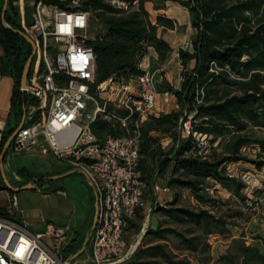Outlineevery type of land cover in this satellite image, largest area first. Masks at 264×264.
<instances>
[{
  "label": "trees",
  "instance_id": "obj_1",
  "mask_svg": "<svg viewBox=\"0 0 264 264\" xmlns=\"http://www.w3.org/2000/svg\"><path fill=\"white\" fill-rule=\"evenodd\" d=\"M167 1L142 0L138 9L128 12L113 8L104 0L83 3V9L94 10L95 18L106 29L96 39L89 40L96 55L98 83L109 79L129 81L143 74L140 63L150 47L156 50L160 62L168 59L173 48L158 35V29H177L179 25L166 13ZM173 1L189 9L192 24L198 32L189 48L179 49L183 64L180 87L165 90L175 96L179 109L150 115L139 126L142 178L154 190L159 178L169 176L168 186L188 189L201 202L205 200L201 193L208 178L216 179L231 188L233 194L242 196L244 183L227 176L226 169L229 163L240 164L242 161L251 162L259 169L264 167V138H252L241 133L249 126L264 127V0ZM4 3L5 0H0V42L5 51L0 58V72L15 78L13 108L20 122L29 102L28 93L21 89L22 73L33 48L22 34L13 30L25 32L17 22L13 0H9L3 17ZM193 61L195 64L191 67ZM188 114H193V129L212 135L214 141L233 133L229 155L214 158V152L211 159H201L190 154L194 147L193 138L181 139L180 130L181 119L187 118ZM17 126L4 135L0 154ZM134 126L131 123V128ZM92 130L98 138L125 132L119 124L113 125L102 119L93 122ZM160 135L171 137L175 144L180 141L179 146L165 150ZM246 146L257 150V159L242 155ZM17 173L24 177L22 182H18L20 186L33 182L42 189L43 181H53L51 175L35 177L26 168H19ZM2 189H7L3 179ZM44 191L56 192V189ZM155 208L175 221L201 225L205 233L222 232L219 228L227 225L223 218L206 209L194 210L172 204H155ZM5 213L6 209L0 207V214ZM136 215L142 216L140 207ZM169 234L179 237L186 249L197 250L198 236L159 226L148 229L145 237L150 236V241L137 250L132 260L121 264H189L168 249L165 241ZM243 239V236L234 237L231 248L235 249V254L224 255L214 264H264V254L260 249L246 245ZM85 242V235L77 234L69 252L78 254Z\"/></svg>",
  "mask_w": 264,
  "mask_h": 264
},
{
  "label": "built area",
  "instance_id": "obj_2",
  "mask_svg": "<svg viewBox=\"0 0 264 264\" xmlns=\"http://www.w3.org/2000/svg\"><path fill=\"white\" fill-rule=\"evenodd\" d=\"M85 1H34L33 22L24 29L34 39L37 51H41L42 61L39 69L32 64L25 122L12 141L9 155L39 146L43 153L53 154L85 177L98 204L96 226L86 238L91 252L84 260L69 252L77 236L70 222L57 224L41 216L44 228L34 229L17 216L24 210L17 193H11L6 213L0 214V264H121L132 257L137 247L132 248L126 240L125 228L136 215L146 186L139 168V126L150 115L160 114L159 70L144 67L142 60L144 73L140 76L129 81L109 79L98 83L96 55L89 44L90 13L83 9ZM141 1L104 0L127 12L138 9ZM189 47L187 43L183 48ZM177 58L183 70L179 52ZM171 95L166 91L167 97ZM192 118L190 115L181 119V138L192 136L194 147L190 154L211 159L218 142L212 135L194 130ZM97 119L119 124L125 132L98 138L92 130ZM179 144L180 141L176 146ZM251 149L256 153L253 147L243 148ZM238 165L229 163L226 175L243 182L244 193L253 197L261 185L262 172L238 169ZM13 174L16 182L24 180L17 171ZM220 186L216 179L208 178L204 187L211 193H221ZM155 188L161 189L158 185ZM58 193L66 195L62 190Z\"/></svg>",
  "mask_w": 264,
  "mask_h": 264
},
{
  "label": "rangeland",
  "instance_id": "obj_3",
  "mask_svg": "<svg viewBox=\"0 0 264 264\" xmlns=\"http://www.w3.org/2000/svg\"><path fill=\"white\" fill-rule=\"evenodd\" d=\"M89 13V33L91 40H94L102 35L106 29L105 26L95 18L94 10L90 9ZM41 61V51L38 50L34 57L33 67L39 69ZM149 67L152 70H156L158 65L152 63ZM178 69L176 74L171 75L173 84L168 82L165 76L161 78L160 76H163L166 71L164 69L159 70L157 78L158 89L162 96L164 91L169 87H174V85L178 86L179 79L182 77V70L180 67H178ZM235 93L238 92L235 91ZM104 95L107 96L106 93ZM175 102L176 100L174 98H168V100L165 101V110L170 111L179 109V106L175 107ZM190 115L193 114H188V116ZM241 133L252 138H264V127L249 126ZM233 135V133H230L217 139L218 150L215 151L214 158L229 155L233 143ZM160 137L162 145L167 151L177 144H175L174 140L169 136L160 135ZM242 155L248 157V159L258 158V155H256L252 149H242ZM262 159L264 158L262 157ZM6 164L7 176L14 187L20 186V183L16 182L13 174V172L17 171L19 168L28 169L35 177H39L42 174L53 176L56 174L55 172H59L56 174L57 176H64L53 182L45 180L42 182L41 187L43 190L47 191H53L57 187H63L67 192V196L55 192L45 195L43 191L34 189H26L17 192L20 207L24 210L21 216L24 215L27 221L31 222L34 226L35 224H40L41 216L48 220L52 219V221L57 224L68 221L75 226L79 224V227H83L80 231H77L87 238L93 227L94 213L91 212L90 204L92 190L87 185L85 177L82 174L76 172L69 174L63 162L51 153H43L39 146L24 150L16 155H8ZM237 168H250L262 172L260 173L262 175L261 185L256 189L253 197L246 195L244 190L241 192L242 196L233 194L234 192L231 188L221 184L219 189L221 193L217 192V190H215L214 193L203 190L201 194L205 200L201 202L189 190L168 186L169 176L157 180V184L161 188L160 190H152L146 184L142 202L139 205L140 214H142V216L135 215L132 217L130 219L132 223L129 220L125 228L126 240L130 243L132 248L137 246L134 254L128 261L134 258L135 253L141 246L150 241V236L145 237L147 230L159 226L173 227L188 235L199 237V239H197V250L186 249L181 239L174 234H169L168 239L165 241L168 249L171 250L178 259H185L189 264H214L215 261H218L224 255L229 253L235 254V249L231 248L234 237L238 238L243 236L245 238L243 241H245L246 245L258 247L264 254V167L259 169L251 162L242 161ZM0 179L2 180L1 173ZM165 186H168L170 190H163ZM165 199H169V201L164 203ZM172 201L175 202L171 203ZM196 201H199L200 204H195ZM9 202L5 192H1L0 205H8ZM160 202H163V206L172 204L194 210H209L215 216L223 218L227 225L219 228L222 232H216L215 230L211 233H205L204 227L201 225L192 222H178L164 215L162 211L155 208V204L162 205ZM150 210L151 214L148 216ZM17 216L20 217V213L17 214ZM90 252V246L87 244L84 251L76 258L84 260L89 257Z\"/></svg>",
  "mask_w": 264,
  "mask_h": 264
},
{
  "label": "crops",
  "instance_id": "obj_4",
  "mask_svg": "<svg viewBox=\"0 0 264 264\" xmlns=\"http://www.w3.org/2000/svg\"><path fill=\"white\" fill-rule=\"evenodd\" d=\"M34 1L35 0H13V5L17 8L16 9L17 10V14H16L17 22L23 28L28 27L33 22V18H34L33 4H34ZM166 13L168 14V16H170L171 18H173L177 21L179 28H177V29H165L164 27H159L158 35L170 43V45L173 48V51L171 52L170 56L168 57V59L166 61L160 62L158 53L156 52V50L153 47H150L147 55L143 58V62H144V67L149 66L150 64L154 63V64L158 65V68H157L158 70L164 69L166 71V73L160 77L163 78L165 76L167 78L168 82L173 84V81L171 79V77H172L171 75L176 74V71L178 72V70H179L178 69L179 60L177 58V53L179 52L180 48H183L185 46V44H187V43L191 44V41L197 35L198 31L192 24V16H191L189 9L186 6L182 5L181 3L177 2V1H173V0H168L166 2ZM4 53H5L4 47L0 42V58L4 55ZM194 64H195V62L193 61L191 63V67H193ZM180 84H181V77L179 79L178 86L174 85V87L179 88ZM15 86H16V81H15V78L13 76H11L9 74H2L0 72V146H1V143L3 141L4 135L7 134L12 128L16 127L18 124V126L16 128V130H17L23 121V118H22V120L19 122V119H18V117L15 113V110L13 108V95H14V91H15ZM161 96H162V94L159 92L157 100H158V107H159L160 113L172 111V110H170V111L165 110V101L168 100V98H174L176 100L175 96L171 95L170 97H165L166 91H164L163 96L162 97ZM175 107H178L177 101L175 102ZM65 167L69 171V174L75 173L67 165H65ZM0 173H1V171H0ZM55 173L58 174L59 172H55ZM56 174L53 176H50L53 181L59 180L60 178L64 177V176H57ZM0 185H1V183H0ZM156 185H158V184H156ZM165 187H168V186H165ZM55 189H56L55 193H58L59 190L66 192V190L63 187H57ZM154 189H156V188H154ZM186 190H188V189H186ZM1 192H5L6 196L8 197V199L10 201L11 191L9 189H2V190H0V193ZM44 194L49 195V194H52V192H48V193L45 192ZM63 196H67V192H66V195H63ZM168 201H169V199H165L164 203H166ZM90 204H91V212H93L94 216H95V197H94L93 191H92ZM160 204L163 205V202H160ZM8 205L1 204L0 207L7 208ZM20 216H21V214H20ZM21 217L27 221V218L24 215H22ZM87 217H89V216H87ZM49 220L52 221V219H49ZM28 223L36 230H42L44 228V224L41 221H40V224L38 223L37 225L34 223L35 226L32 225L31 222H28ZM64 223H67V222H64ZM85 223H86V221H85ZM59 224H63V223H59ZM80 225H83V224H80ZM73 227H74L77 234H81L78 231H80L83 226L79 227V224H78V226H75L73 224Z\"/></svg>",
  "mask_w": 264,
  "mask_h": 264
},
{
  "label": "water",
  "instance_id": "obj_5",
  "mask_svg": "<svg viewBox=\"0 0 264 264\" xmlns=\"http://www.w3.org/2000/svg\"><path fill=\"white\" fill-rule=\"evenodd\" d=\"M8 3H9V0H5L4 7H3L4 10L2 13L3 17L5 16V12L7 10ZM5 25L10 28V26L8 24L5 23ZM13 30L22 34L26 38V40L31 44V46L33 48L32 53H31L30 57L28 58L25 66H24L23 73H22V79H21V89L26 92L27 88H28V84H27L28 76H29V73H30V70H31V67L33 64L34 57L37 53V45H36L34 39L29 34H27L26 32H23L22 30H19V29H13ZM24 122H25V111H24L23 121H22L20 127L8 138V140L6 141V143L3 147V150L0 154V171H1L3 181H4L7 189H9L10 191H15V192H19L21 190H26V189L39 190V186H37L33 182H29V183L22 185V186H19V187H14L13 184L11 183V181L9 180L7 173H6V167H5L6 155L9 151V148L12 144V141H13L15 135L17 134L18 130L24 125ZM97 218H98V204H97V202H95V216H94V222H93L92 228H95ZM86 242H85V245L83 246V248L80 250V252L76 255V257L79 256L84 251V249L86 247Z\"/></svg>",
  "mask_w": 264,
  "mask_h": 264
}]
</instances>
